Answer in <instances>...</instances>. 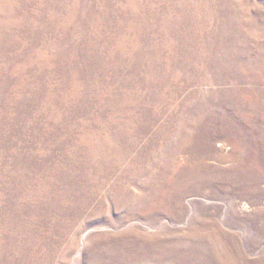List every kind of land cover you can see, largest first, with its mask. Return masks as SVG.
<instances>
[{
  "label": "rangeland",
  "instance_id": "1",
  "mask_svg": "<svg viewBox=\"0 0 264 264\" xmlns=\"http://www.w3.org/2000/svg\"><path fill=\"white\" fill-rule=\"evenodd\" d=\"M0 264H264V0H0Z\"/></svg>",
  "mask_w": 264,
  "mask_h": 264
}]
</instances>
